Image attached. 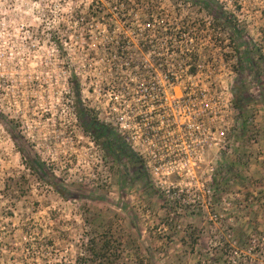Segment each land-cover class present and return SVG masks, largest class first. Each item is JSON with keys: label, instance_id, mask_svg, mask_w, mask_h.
<instances>
[{"label": "rangeland", "instance_id": "rangeland-1", "mask_svg": "<svg viewBox=\"0 0 264 264\" xmlns=\"http://www.w3.org/2000/svg\"><path fill=\"white\" fill-rule=\"evenodd\" d=\"M214 1L239 33L179 0H0V264H264V0ZM118 33H189L243 98L204 196H166L96 109Z\"/></svg>", "mask_w": 264, "mask_h": 264}, {"label": "built area", "instance_id": "built-area-1", "mask_svg": "<svg viewBox=\"0 0 264 264\" xmlns=\"http://www.w3.org/2000/svg\"><path fill=\"white\" fill-rule=\"evenodd\" d=\"M186 34L118 33L106 67L121 76L106 81L105 103L96 108L148 178L178 198L204 196L205 189L190 190L193 183L204 188L205 151L228 146L239 124L229 87L205 81V54L178 47L177 38H194Z\"/></svg>", "mask_w": 264, "mask_h": 264}, {"label": "trees", "instance_id": "trees-1", "mask_svg": "<svg viewBox=\"0 0 264 264\" xmlns=\"http://www.w3.org/2000/svg\"><path fill=\"white\" fill-rule=\"evenodd\" d=\"M180 2H191V3H199L201 4L210 14L213 16L215 19L221 18V20L226 23V25L231 29L233 33H239L238 30L235 28L234 23L230 20L228 14L226 11H224L220 6L217 5L216 1L214 0H179ZM234 107L237 112V116L240 118L241 123L243 124L245 122L244 120V100L241 97V95L234 94ZM95 124V123H94ZM97 124V123H96ZM95 124V128L97 131L101 132H108V129L104 127L102 124ZM109 247L107 245V242L103 239L101 242V245L99 247V250L95 252V250L92 248L91 249V254L97 256H101L102 258H105L107 256Z\"/></svg>", "mask_w": 264, "mask_h": 264}]
</instances>
